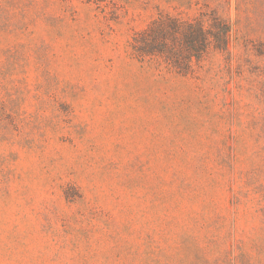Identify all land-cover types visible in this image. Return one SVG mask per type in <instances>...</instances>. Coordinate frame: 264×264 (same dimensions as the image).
<instances>
[{
    "label": "rangeland",
    "instance_id": "1",
    "mask_svg": "<svg viewBox=\"0 0 264 264\" xmlns=\"http://www.w3.org/2000/svg\"><path fill=\"white\" fill-rule=\"evenodd\" d=\"M0 264H264V0H0Z\"/></svg>",
    "mask_w": 264,
    "mask_h": 264
}]
</instances>
